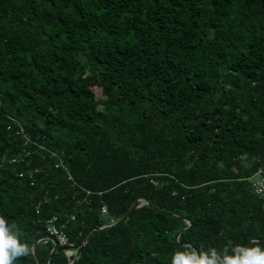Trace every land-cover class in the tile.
Returning a JSON list of instances; mask_svg holds the SVG:
<instances>
[{
  "label": "trees",
  "instance_id": "obj_1",
  "mask_svg": "<svg viewBox=\"0 0 264 264\" xmlns=\"http://www.w3.org/2000/svg\"><path fill=\"white\" fill-rule=\"evenodd\" d=\"M258 169L264 0H0V215L31 249L14 264L35 240L38 264L84 238L69 264L264 247Z\"/></svg>",
  "mask_w": 264,
  "mask_h": 264
},
{
  "label": "clouds",
  "instance_id": "obj_2",
  "mask_svg": "<svg viewBox=\"0 0 264 264\" xmlns=\"http://www.w3.org/2000/svg\"><path fill=\"white\" fill-rule=\"evenodd\" d=\"M19 234L17 225L9 226L5 217L0 215V264H14L17 259L31 254L30 246L20 241ZM222 252L221 259L215 248H209L207 253L201 250L199 254L194 248L190 251H175L172 264H264V247L255 238L247 246H233L229 241Z\"/></svg>",
  "mask_w": 264,
  "mask_h": 264
},
{
  "label": "built area",
  "instance_id": "obj_3",
  "mask_svg": "<svg viewBox=\"0 0 264 264\" xmlns=\"http://www.w3.org/2000/svg\"><path fill=\"white\" fill-rule=\"evenodd\" d=\"M16 122V121H15ZM17 123V122H16ZM18 127L15 128V133H18V132H23L22 131V127L17 123ZM27 141H30V142H33L31 137L27 134V133H24V141L23 143H26ZM12 161H15V158H12L11 159ZM59 164L65 168V166L62 164L61 161H58ZM260 172H263V174H261ZM256 173H259V176L257 178H254L253 175L250 177V185H251V188L252 190L257 193V194H264V171L261 170V169H258ZM19 175H22V173H19ZM68 178H70V176L68 175ZM100 213L101 214H105L106 213V207L105 205H101L100 207ZM55 220H56V217L55 216H51L50 218H48L44 225H45V229L48 233L47 236H51V238L59 243V244H67L68 243V240H67V235L66 233L64 232V230L62 229V225L60 226H57L55 224ZM112 222V220H110ZM110 222V223H111ZM107 224H104L102 226H105ZM76 252H77V249H74V248H66L65 249V253L67 255H76Z\"/></svg>",
  "mask_w": 264,
  "mask_h": 264
},
{
  "label": "water",
  "instance_id": "obj_4",
  "mask_svg": "<svg viewBox=\"0 0 264 264\" xmlns=\"http://www.w3.org/2000/svg\"><path fill=\"white\" fill-rule=\"evenodd\" d=\"M141 201H145V202L149 203V202L146 201V200L135 199V200L131 203V205L128 207V209L124 212V214H123L120 218H118V220H121V219L125 218V217L128 215V213L130 212V210L133 209L135 206H138V205L140 204ZM262 202H264V198L262 199ZM149 204H150V203H149ZM169 214H172V213H169ZM118 220H117V221H118ZM185 220H186L187 223H189L188 219H185ZM111 223H112V222H111ZM52 240H53V239H52ZM36 241H37V240H35V242H34L33 245H32V252H33V254H34V256H35V259H36V261H37V264H38V259H37V257H36V252H35V250H36ZM84 243H85V238L82 240V242H81V244H80V246H79V248H78V250H77V252H76V255H74L73 258H72L70 261H68L66 264L71 263V261L74 260V259L77 257V255H78V253L80 252V250L82 249Z\"/></svg>",
  "mask_w": 264,
  "mask_h": 264
},
{
  "label": "rangeland",
  "instance_id": "obj_5",
  "mask_svg": "<svg viewBox=\"0 0 264 264\" xmlns=\"http://www.w3.org/2000/svg\"><path fill=\"white\" fill-rule=\"evenodd\" d=\"M93 90H94L95 96H97V97H100L101 96V91H100L99 88L95 87ZM260 173L263 174V172H260ZM258 176H259V173H256V174L254 173V175H253L254 178H257ZM257 195L263 196L264 194L262 193V194H257Z\"/></svg>",
  "mask_w": 264,
  "mask_h": 264
}]
</instances>
